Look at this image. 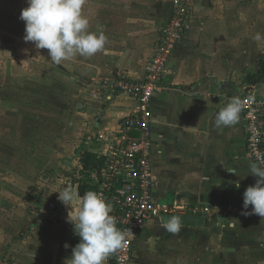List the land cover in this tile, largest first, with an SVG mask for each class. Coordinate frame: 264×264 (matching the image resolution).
<instances>
[{
    "label": "crops",
    "instance_id": "crops-1",
    "mask_svg": "<svg viewBox=\"0 0 264 264\" xmlns=\"http://www.w3.org/2000/svg\"><path fill=\"white\" fill-rule=\"evenodd\" d=\"M150 1L135 0V63L100 68L104 75L99 70L95 79H142L158 29L171 14L169 0H152L154 4L145 18L141 9ZM246 4V0H198V17L170 56V73L162 80L151 106L152 174L155 200L164 206L182 208L149 220L137 231L133 239L137 264L183 263L189 255H195L196 264H204L209 258L211 264H264V218L242 214L252 211V206L243 208V193L254 186L257 177L249 173L241 121L220 128L214 124L215 113L227 104L225 96L239 95L246 83L235 89L229 84L234 81L229 76L237 64L235 50L245 46L237 47L231 37L221 40L220 33L229 31L231 23L217 21L215 26L213 15L217 14V20L223 8L228 19L231 15L244 17ZM221 50H227V54H221ZM208 78L211 80L206 81ZM202 81L206 82L196 88ZM89 100L80 114L90 115L91 125L84 129L86 137L79 149L89 148L95 153L97 148L92 145L97 135L115 130L134 104L125 96L93 104L90 95ZM79 149L72 164L78 168V174L73 183L66 184L77 190L88 173L81 171ZM59 204L63 213H53L54 222L33 221L36 232L28 231L27 221L10 224L5 220L4 237H0V264H65L71 258L80 238L67 220L69 207ZM204 207L209 212L191 213L192 208ZM171 216L190 217L182 223L178 234L168 233L162 227L161 218ZM23 217L28 219L26 213ZM16 229L25 232V236L13 237Z\"/></svg>",
    "mask_w": 264,
    "mask_h": 264
},
{
    "label": "rangeland",
    "instance_id": "rangeland-1",
    "mask_svg": "<svg viewBox=\"0 0 264 264\" xmlns=\"http://www.w3.org/2000/svg\"><path fill=\"white\" fill-rule=\"evenodd\" d=\"M246 1L244 17L231 15L229 20L223 8L217 20L213 15L215 26L217 21L233 25L220 33L221 40L231 37L237 47L245 46L235 50L237 64L229 76L233 89L256 71L259 57L264 59V43L258 50L253 39L257 32L264 34V0ZM153 4L151 0L141 9L145 18ZM27 6L26 0H0V237L5 220L27 221L28 231L36 232L33 221L52 223L53 213H63L56 192L74 182L79 171L72 166L76 150L86 137L84 129L91 125L90 115L80 111L91 102L90 95L93 104L105 102L96 91L100 78H95L104 70L100 68L135 63V0H84L82 14L89 20V31L103 32L105 46L91 57L77 55L59 65L50 62L47 49L24 41L25 23L19 17ZM198 13L196 4L190 27ZM255 85L257 93L264 94V85ZM245 91L244 87L239 95ZM12 234L26 233L16 229ZM132 263L137 264L135 258ZM203 263L211 264L210 258ZM176 264H196L195 255Z\"/></svg>",
    "mask_w": 264,
    "mask_h": 264
},
{
    "label": "built area",
    "instance_id": "built-area-1",
    "mask_svg": "<svg viewBox=\"0 0 264 264\" xmlns=\"http://www.w3.org/2000/svg\"><path fill=\"white\" fill-rule=\"evenodd\" d=\"M197 1L169 0L171 14L158 29L142 79L102 77L95 84L103 101L112 102L125 96L134 104L115 130L98 134L92 145L97 148L93 154L101 160V166L91 172L84 193L95 191L101 194L112 207L111 215L115 217L116 227L126 233V243L108 256L106 264H132L133 239L137 231L149 220L182 208L161 205L154 198L151 106L156 92L161 89L162 80L170 73L171 53L194 19ZM245 89L243 94L234 96L242 103L239 119L245 134V157L251 164L258 162V156H264V94L257 93L255 84H246ZM207 94L212 97V94ZM232 97L225 96L226 102ZM199 212L206 213L209 209H191L193 214Z\"/></svg>",
    "mask_w": 264,
    "mask_h": 264
},
{
    "label": "clouds",
    "instance_id": "clouds-1",
    "mask_svg": "<svg viewBox=\"0 0 264 264\" xmlns=\"http://www.w3.org/2000/svg\"><path fill=\"white\" fill-rule=\"evenodd\" d=\"M26 3L28 6L19 17L25 23L23 39L34 43L37 49H47L51 63L59 65L77 55L91 57L104 48L103 32L89 31V20L82 14L84 0H26ZM253 39L259 46L264 43V34L257 32ZM241 108V100L233 96L215 113V126L236 124ZM257 161L249 165V173L257 177L256 182L243 193V208L252 206V211L242 214L264 218V156H258ZM56 193L59 201L69 207L67 220L80 238L65 264H105L108 256L126 243V233L116 227L111 205L95 191L81 196L76 188L66 186ZM161 220L168 233L178 234L182 230L179 216Z\"/></svg>",
    "mask_w": 264,
    "mask_h": 264
},
{
    "label": "trees",
    "instance_id": "trees-1",
    "mask_svg": "<svg viewBox=\"0 0 264 264\" xmlns=\"http://www.w3.org/2000/svg\"><path fill=\"white\" fill-rule=\"evenodd\" d=\"M244 82L246 84H263L264 85V60H257V69L253 73L246 75ZM78 152L79 163L83 171L88 172L87 178L84 182L79 183L78 192L80 195L84 194L85 187L89 181L88 175L90 172L98 170L101 166V160L96 158V155L88 151L87 148L81 147ZM181 217V216H179ZM190 217H181L182 223L188 222Z\"/></svg>",
    "mask_w": 264,
    "mask_h": 264
},
{
    "label": "water",
    "instance_id": "water-1",
    "mask_svg": "<svg viewBox=\"0 0 264 264\" xmlns=\"http://www.w3.org/2000/svg\"><path fill=\"white\" fill-rule=\"evenodd\" d=\"M207 80L210 81L211 78L206 79V81H207ZM206 81H202V82L197 83V84H196V88H199L200 85H202V84L205 83ZM216 83H217V82H216ZM217 84H218V83H217ZM218 85L221 87L222 84H218ZM222 86H223V85H222ZM224 86L226 87V85H224Z\"/></svg>",
    "mask_w": 264,
    "mask_h": 264
}]
</instances>
